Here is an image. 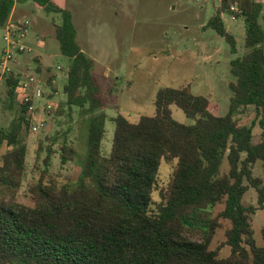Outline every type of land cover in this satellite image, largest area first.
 <instances>
[{"label":"trees","instance_id":"16d2710c","mask_svg":"<svg viewBox=\"0 0 264 264\" xmlns=\"http://www.w3.org/2000/svg\"><path fill=\"white\" fill-rule=\"evenodd\" d=\"M28 1L60 17L55 38L70 62L63 90L67 106L92 114L104 109L92 75L96 62L78 44L68 10L54 0H0V33L16 7ZM224 15L244 21L247 50L231 63L236 81L230 84L228 115L221 116L217 105L194 95L189 86L164 88L156 96L154 116L136 122L121 115L112 118L115 131L107 155L102 153L105 116H92L76 182L59 184L51 176L54 155L59 153L66 166L75 161L76 150L67 141L58 151L53 143L39 145L37 160L42 153L45 157L39 179L29 187L30 206L20 204L18 196L28 157L20 138L24 129L31 130V104L16 96L22 76H6L8 108L18 115L9 130H0V147L7 149L0 165V264H264V249L253 240L251 218L257 209L242 203L246 182L252 183L258 210L264 211V188L252 176L254 165L264 162V6L261 0H220L203 27L215 31L237 54ZM34 62L41 78L40 58ZM172 107L192 124L177 122ZM252 110L255 119L243 123L241 118ZM257 125L262 134L255 142ZM162 162L172 166L164 184L157 179ZM219 206L223 210L214 215ZM200 220L205 223L203 241L196 244L183 232ZM221 230L225 240L213 247Z\"/></svg>","mask_w":264,"mask_h":264},{"label":"rangeland","instance_id":"374dc122","mask_svg":"<svg viewBox=\"0 0 264 264\" xmlns=\"http://www.w3.org/2000/svg\"><path fill=\"white\" fill-rule=\"evenodd\" d=\"M264 6V0H261ZM68 10L77 31V42L84 53L95 60L92 71L99 88L104 109L95 113L78 108L70 109L66 104L64 86L67 83L69 60L62 56L59 42L55 38V25L60 24L59 15L47 14L33 1L19 5L18 17L29 23L27 37L20 41L26 48L17 55L11 68L20 71L21 76L37 73L34 57L39 55L43 74L47 82L45 90L49 101H37L38 113L33 121H43L47 129L34 134L24 129L20 141L28 148L27 175L19 192L18 201L25 206L32 205L30 185L37 182L42 168V153L37 160L39 145L50 146L57 150L67 141L77 152L74 162L62 166L60 154L54 155L51 176L59 184L74 183L82 173L83 159L87 150L88 121L92 116H105V137L102 153L107 155L112 149L115 124L111 121L121 115L131 122L140 117L155 114V100L164 88L190 87L194 95L204 96L219 107L220 115L230 113L232 92L230 84L236 79L231 74L232 61L244 57L246 50V29L242 19L236 20L224 15L223 20L229 33L236 40L237 54L231 53L229 44L211 29L203 31L209 20L215 16L220 0H54ZM264 28V19H261ZM6 30L0 33V61L8 50L5 41ZM63 68L59 71L58 68ZM47 68V69H46ZM51 70V73L48 72ZM55 75V76H54ZM55 78L53 88L48 80ZM46 104L53 106L50 117L41 113ZM174 119L181 124H192L178 108L172 107ZM16 110L8 108L5 81L0 85V130H9L17 119ZM240 118V117H238ZM255 119L254 110L241 118L243 123ZM262 130L259 125L254 129L255 142L260 140ZM50 138V141H47ZM5 147H0V165ZM39 168V169H38ZM227 170V163L223 166ZM172 166L162 162L157 179L167 183ZM252 176L264 188V162H257ZM248 191L242 203L257 209L252 216L253 240L258 248L264 249V211L258 210V193L252 183L246 182ZM158 199L157 195L154 196ZM215 209L214 215L223 210ZM202 220L183 232L185 239L196 244L203 241ZM225 240L224 230L219 234L213 247ZM229 254L224 250L223 256Z\"/></svg>","mask_w":264,"mask_h":264},{"label":"built area","instance_id":"2783aa9c","mask_svg":"<svg viewBox=\"0 0 264 264\" xmlns=\"http://www.w3.org/2000/svg\"><path fill=\"white\" fill-rule=\"evenodd\" d=\"M233 11H236L235 8H232ZM29 23L28 22H20L13 23L10 22L6 27L7 35L5 37V41L8 44V50H6L3 54V57L0 61V81H4L6 76H9L12 73H15L13 68H11L10 64L16 61L17 55H20L25 52L26 48L21 44L20 41H23L29 32ZM59 71L62 68H58ZM56 81H52V85L54 86ZM45 85L47 86V82H43L40 76L36 75H25L22 76L21 82L16 89V96L20 103L23 104H31L29 108V113L32 116V126L31 131L34 134L41 133L47 129V125L45 122L33 121L34 116L39 112L36 109V102L40 100L49 101L50 92L47 94L45 90ZM48 85L49 88H53ZM53 110V106L51 104H46L44 106V110L41 112L45 116L50 117L51 111Z\"/></svg>","mask_w":264,"mask_h":264},{"label":"crops","instance_id":"0c3cea01","mask_svg":"<svg viewBox=\"0 0 264 264\" xmlns=\"http://www.w3.org/2000/svg\"><path fill=\"white\" fill-rule=\"evenodd\" d=\"M18 13H19V6H17L16 7V9H15V11H14V13H13V15H12V19H11V22L13 21V23H20V22H23V20L21 19L20 20V18L18 17ZM36 57H39L40 58V64L42 63V59H41V57L39 56V55H37V56H35L34 57V59L36 58ZM15 65H16V67H18L19 65H20V62L18 61V60H16L15 61ZM47 69V68H46ZM14 72L16 73V74H19V73H21L20 71H16L15 69H14ZM55 76V75H54ZM53 80H55V78H53ZM52 80V81H53ZM2 84V81H0V85Z\"/></svg>","mask_w":264,"mask_h":264}]
</instances>
